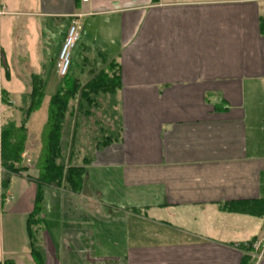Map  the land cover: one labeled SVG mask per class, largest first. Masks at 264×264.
Wrapping results in <instances>:
<instances>
[{"label": "crops", "instance_id": "crops-1", "mask_svg": "<svg viewBox=\"0 0 264 264\" xmlns=\"http://www.w3.org/2000/svg\"><path fill=\"white\" fill-rule=\"evenodd\" d=\"M0 6V84L17 65L7 64L11 49L3 45L17 21L19 64L44 82L50 72L28 60L57 71L73 24L80 29L73 75L86 74L85 58L95 51L118 64L119 139L95 153L82 193L45 187L44 203L57 201L62 226L59 242L42 248L44 264H88L100 249L115 253L105 264H264V253L257 261L250 247L264 239V213L227 208L264 201V0H0ZM6 188L1 204L11 190L13 202L18 194L12 210L26 221L35 183L12 175ZM91 217L98 221L88 229ZM8 258L35 264L27 245L6 246L2 236L0 263Z\"/></svg>", "mask_w": 264, "mask_h": 264}, {"label": "trees", "instance_id": "trees-1", "mask_svg": "<svg viewBox=\"0 0 264 264\" xmlns=\"http://www.w3.org/2000/svg\"><path fill=\"white\" fill-rule=\"evenodd\" d=\"M260 30L264 34V13L260 16ZM113 66L109 69V66ZM84 67L87 72L86 79L71 73L72 65L63 76V83L57 92L51 96L45 121L39 135L40 151L37 158L36 177L26 176L36 186V195L33 208L25 221L28 238V249L35 264H44L45 252L39 245L41 214L45 209V187L60 189L74 194L82 193L86 182V166L91 161L85 159L82 164L71 163L73 157L72 147L68 151V160L65 152L76 140V127L97 125L98 135L90 137L86 147L90 152L100 151L106 146L118 141L120 131V116L117 107L116 93L120 88L118 64L114 60H107L99 51H95L90 58H85ZM45 82L42 76L32 75L28 82V90L21 94L19 104V120L9 119L0 127V167L4 170L2 188H6L10 175H21V154L25 150L27 140V124L31 114L39 109L44 98ZM3 97L4 92H2ZM75 101V108L69 107ZM94 109L99 110L103 116L109 115L114 128H107L105 122L93 120ZM79 112L83 117L73 121L74 113ZM72 122L74 124L73 129ZM72 130V132H71ZM72 133V136H71ZM70 135V137H68ZM71 139V143L69 141ZM76 142V141H75ZM70 144V146H68ZM79 148V147H78ZM80 148H84L80 146ZM72 155V156H71ZM77 157V156H75ZM89 158V157H88ZM229 210L264 213V201L252 203L228 204ZM251 245V244H250ZM246 261V259H244ZM0 264H14L12 259H4Z\"/></svg>", "mask_w": 264, "mask_h": 264}, {"label": "rangeland", "instance_id": "rangeland-1", "mask_svg": "<svg viewBox=\"0 0 264 264\" xmlns=\"http://www.w3.org/2000/svg\"><path fill=\"white\" fill-rule=\"evenodd\" d=\"M18 23V24H17ZM15 28H12L11 30L6 31L5 36H8L7 38L4 36L3 37V45L4 48L7 52L8 47L11 49L9 51V53H6V62L7 64L10 66L11 63L17 64L15 67H11V79L8 81H6V79L2 80L3 83L0 85H3V88L6 90V92L8 94H4L5 96L3 97L2 94V90H0V122H2V124L4 123L5 119L8 118L9 119H14L16 121L19 120V104H20V95L22 93L25 92V85L26 82H29L30 77L32 76V74H29V71L31 70V68H27V66H23L22 63L19 64V43H14L15 42V38L17 37L19 40V21H17ZM78 32V36L80 37V29H77ZM67 35V34H66ZM12 36V37H11ZM66 37V36H65ZM65 39V38H64ZM79 39V38H78ZM78 41V40H77ZM12 43V44H10ZM64 43H61V46L59 48V52L57 55V65H58V58H59V54L62 48V45ZM80 42H76V44L74 45V47L72 48V50L70 51V55H69V61H70V65H72V59H73V53L76 51L77 46H79ZM15 50H17V52L15 53ZM17 56L16 59H13V57ZM92 55V52H91ZM52 60L54 61V59L52 58ZM29 65L32 66V62H36L38 64V67H32L33 69H37V70H43L46 73L45 76V88H44V98L43 101L41 103V106L39 107V109H37L36 111H34L28 121L27 124V140H26V145H25V150L26 151V156L23 158L21 156L22 161L20 162V166L23 168V170L21 171V175L26 178V176L29 177H36L37 175V170H36V163H37V158L39 155V151H40V143H39V133L42 129V125L45 121V116H46V109H47V105L48 102L51 98V96H53L57 90L60 88L62 81H63V76H60L55 67L50 71V66L48 67H41L39 69V64L40 61L39 60H33V59H29L28 60ZM55 62V61H54ZM80 64V63H79ZM69 65V67H70ZM81 65V64H80ZM27 68V69H26ZM113 66H109V69H112ZM69 70V68H68ZM27 71V72H26ZM9 78V76H8ZM87 76L83 77L82 79H86ZM9 101V102H8ZM75 101H71L69 104V107L72 109L74 108V111H76V106H75ZM94 111V117H90L89 121L92 124L93 120H100L105 122L106 126H109L107 128H114L112 121H110V119L108 118L109 115L107 116H103L101 114V112L96 109L93 110ZM3 116V115H5ZM77 117H83V115H81L79 112L74 113L73 116V121L74 119H76ZM4 120V121H3ZM0 124V125H2ZM73 122H72V128L73 129ZM1 127V126H0ZM98 127L96 124L91 126H82L80 125L78 128L76 127V132H75V139L72 141V145L70 146V144L68 146H70V148L65 152L64 157L68 160L69 158V153L70 149L72 147V153H73V157L71 158V163L72 164H82L83 158L84 156H86L85 159L93 162L94 158H95V153L91 151L88 147H86V143L88 144V140L90 137H93L95 135H98L100 132L98 131ZM72 132V130H71ZM34 135V136H33ZM36 136V137H35ZM72 136V133H71ZM29 137V138H28ZM70 137V135L68 136ZM36 138V139H35ZM29 140V141H28ZM70 143H71V139H69ZM76 141V142H75ZM80 146H83L84 148H80ZM79 147V148H78ZM27 148V149H26ZM72 156V155H71ZM77 156V157H75ZM89 157V158H88ZM28 160V162H27ZM90 162V163H91ZM89 165V164H88ZM87 165V166H88ZM86 166V167H87ZM85 167V168H86ZM4 170L2 169V167H0V175H4ZM12 175L9 176V178ZM47 188V187H46ZM45 188V189H46ZM44 189V190H45ZM49 190V189H48ZM60 190V189H57ZM63 191V190H60ZM4 192V193H8V189L7 188H2L0 186V193ZM19 192V191H18ZM15 192H13L11 190V193L9 196H11V200L10 198L7 199L6 204H1L0 202V240L1 237L3 236L4 238V242L7 245H11L13 247L19 246V249H22L24 246L27 245V237H26V232H25V227H24V221L25 219L22 218L21 214H14V211L12 210V206L13 208L18 206V202H19V196L18 194L15 196V201L14 200V194ZM68 194H72L70 192H67ZM46 194H49V191H47L46 189ZM44 195V193H43ZM11 204V202H13L12 205H10V207H7V204ZM57 201L54 198H49L46 202H45V211L43 212V214L45 215V217H43L41 215V229L42 231H40V237H39V245L46 249V246L49 244L50 246H52L51 244H53V246L59 242V228L62 226L61 223V217L60 215H58L59 212H57V208H56ZM51 209L49 210L48 208ZM114 211V210H113ZM90 215V214H89ZM96 221H98V219L96 220V218L91 217L88 221V224L86 226H88V229H91L94 227V224L96 223ZM66 226V225H65ZM85 226V227H86ZM108 227H112V225H109ZM62 230V228H61ZM3 234V235H2ZM47 254V251H45ZM93 253H91V258H93L92 261H90L88 259V264H105L107 261V259H109V257H112L114 254L112 251L110 250H105V249H100L98 251H93ZM48 255V254H47ZM95 258L97 260H95ZM105 258V259H104ZM100 260V261H99ZM99 262V263H98ZM108 263V262H107Z\"/></svg>", "mask_w": 264, "mask_h": 264}, {"label": "built area", "instance_id": "built-area-1", "mask_svg": "<svg viewBox=\"0 0 264 264\" xmlns=\"http://www.w3.org/2000/svg\"><path fill=\"white\" fill-rule=\"evenodd\" d=\"M88 0H82V2H87ZM5 13L4 6H0V14ZM77 27L75 24H73L64 39V43L62 45L59 58H58V65H57V72L60 76H64L69 68L70 61H69V55L70 51L74 47L75 43L77 42L79 36L77 32ZM21 156L24 158L26 156V152H23ZM28 162V160H27ZM251 249L256 252L255 255L256 260L259 261L262 258V255L264 253V239L261 240H254L251 245ZM255 254V253H254Z\"/></svg>", "mask_w": 264, "mask_h": 264}]
</instances>
